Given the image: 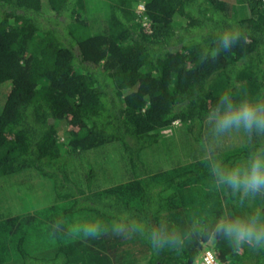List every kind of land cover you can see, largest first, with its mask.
I'll use <instances>...</instances> for the list:
<instances>
[{
  "label": "trees",
  "instance_id": "obj_1",
  "mask_svg": "<svg viewBox=\"0 0 264 264\" xmlns=\"http://www.w3.org/2000/svg\"><path fill=\"white\" fill-rule=\"evenodd\" d=\"M241 4L249 10L245 18ZM85 10L83 0H0V89L9 84L0 109V178L10 181L0 183V192L26 177L49 203H72L64 221L95 215L107 222L102 210L112 209L162 221L182 243L155 247L107 227L69 240L54 227L60 212L51 206L19 229L0 214V264H185L198 255L193 242L200 237L218 240L208 250L226 249L230 264H262L264 248L227 247L225 238L211 235L217 217L208 191L175 214L168 211L174 190L161 194L172 186L191 192L187 184L206 155L203 121L222 92L239 97L242 87L264 96V0H146L150 32L127 0L113 1L108 26L91 28ZM225 27L241 33L226 51L217 42ZM65 134L69 141L61 144ZM260 137L252 133L224 160L245 157L264 144ZM194 140L203 148L194 163L176 165L174 145ZM256 199L253 205L263 206L264 198ZM246 210L227 194V211ZM197 222L201 227L193 228Z\"/></svg>",
  "mask_w": 264,
  "mask_h": 264
},
{
  "label": "clouds",
  "instance_id": "obj_2",
  "mask_svg": "<svg viewBox=\"0 0 264 264\" xmlns=\"http://www.w3.org/2000/svg\"><path fill=\"white\" fill-rule=\"evenodd\" d=\"M241 33L233 27H225L217 34L220 49H230ZM210 136L219 140L233 131L245 134H264V96L241 95L222 92L206 115ZM205 159L210 165L215 184L227 189L237 206L247 205L238 214L223 212L210 226L213 237L222 236L236 246L248 244L264 248V206H254L256 197L264 198V144L252 148L245 157L225 161L214 158L209 150ZM110 218L107 222L99 217L88 216L72 225V231L94 235L103 228L117 232H131L144 237L155 247L182 243L181 234L164 222H149L144 218L108 209L102 210ZM197 222L193 228H200Z\"/></svg>",
  "mask_w": 264,
  "mask_h": 264
},
{
  "label": "rangeland",
  "instance_id": "obj_3",
  "mask_svg": "<svg viewBox=\"0 0 264 264\" xmlns=\"http://www.w3.org/2000/svg\"><path fill=\"white\" fill-rule=\"evenodd\" d=\"M113 1L114 0H83V6L86 10L84 12L85 15H83L82 18H84V20H87L90 27L93 25L95 26L96 25H105V26L110 25L111 21H110V11L109 10L113 4ZM127 4H128V7L132 11H134L135 16H137L138 19L141 20L142 27L145 29V31L150 32V24H149V21L145 13L146 0H127ZM237 6L239 9V16L241 18H245L246 16H249V10L247 9V6H244L242 4L237 5ZM76 33H78L77 37H82L84 35L83 27L78 26L76 29ZM8 89H9V84H6L3 88L0 89V109L3 106L4 101L6 99V94H7ZM238 94L239 96L244 95V94L256 96L248 88L244 89L242 87H239ZM61 129L63 130V126H61ZM251 135L245 134L243 131H233L231 133L226 134L224 137L220 138L219 140H215L210 136L209 128L206 123V119H204L203 129L201 131V139H202L201 142L203 143L202 145L206 147V154L209 150H211L214 158H219V159L224 160V158H227L231 154L235 153L239 148H241L242 145H245V146L248 145L249 142L247 140H248V137ZM260 136H261L260 141L264 142V134H260ZM244 138L246 142H243ZM68 141H69V135L67 134H65L60 139L61 144H66L68 143ZM179 145L180 143L179 144L176 143L174 145V147H178L174 150V153H179L181 155V158L176 160V162H178L176 165L185 163L184 166H187V165L190 166L191 164L194 163L193 156H198L197 154L201 150H203V148H200L201 144L200 142L198 143V140L192 141L191 145L189 144V146H187V144H184L186 147L191 146L190 148L191 152L189 150L184 151L183 150L184 145L180 147ZM184 154L187 156V159L185 160H183ZM200 162H201L200 164H197L198 166L197 170L198 172H200L199 176H194L193 179L189 181L190 184H187L188 190L186 191H191V192L188 193L184 191L183 193L182 190H179L177 189V187L175 188L174 186H172L168 189V191H164V193L161 194L162 198H166L169 195V192L173 190H174L173 192H175L176 194L175 200L173 201V203H171V206L168 207L169 213L172 212L173 214H175L177 213V209L184 210V208H190L191 206L190 201L194 203L195 201H198V200L200 201L202 199V195L204 194V191H208L207 194L213 198V205L212 207L209 208L213 212V215H215L216 217H219L221 215L220 212L222 210L227 211V194H229L230 191L227 189H221L215 184L214 177L210 170V165L208 161L205 159V157H203L200 160ZM172 172L173 173H171L170 175L173 174L174 176L175 171L173 170ZM107 179H109V173H105V181H107ZM168 179L170 178L159 179V181L163 183L165 182V180H168ZM8 182L10 183V181L5 179L4 177L0 178V183L7 185L9 184ZM34 183L35 182L33 181L32 182L27 181L26 177H24L18 182L13 181L12 185L9 187L10 188L9 191L0 192V194H4V196H6L2 200L3 203H2V208L0 210V214L3 215L1 218L4 219L2 221L6 222L8 220H13L15 221L14 229H19L20 224H22V226H25V225H28L30 221L41 218L40 215L44 214L45 210L47 209L50 210V207L53 206V207H56V209L60 212L59 215L57 214L58 221L56 219L52 221L53 223L55 222L54 227L59 229L61 231V234L67 237L66 239L71 240L73 236H75V232L72 231V225L77 223L78 221L77 220L64 221L63 219L64 217L62 215L68 212V209H70L72 203L71 202L66 203V202L59 201V200L58 202L49 203V200L44 198L47 196L43 194V191L41 189L34 188L33 186ZM30 185L31 187H28ZM7 192L11 193V195L9 196ZM207 194L205 193V199H204L205 201H209ZM255 200H259V199H255ZM262 204L264 206V202H262ZM179 205L181 206L179 207ZM175 206H177V208H175ZM194 206H197V205H194ZM193 211H194V207H193ZM67 215L69 214L67 213ZM164 215L166 214L164 213ZM44 223L47 227H49L48 225L52 226V224L48 221H45ZM12 228L13 227H11L10 229L9 228L5 229V232H7L6 233L7 236H10ZM8 241H10V239ZM195 241H197L195 244L196 246L195 248L197 251H199V253L197 256L192 258L193 260L190 259L187 262H185V264H202V258L204 256L205 250L207 249V251H210L208 250L210 245L214 246V244L218 242V240L213 239V238H211L207 242V239H204L201 237L197 240H194L193 243H195ZM204 241H206L207 243H205ZM223 241H225L224 243L226 244L227 247H229L228 245L229 241L226 239ZM170 247L172 249L174 245H170ZM104 250H107V249L104 248ZM212 250H213L212 253L215 255L219 264H230L227 258L226 259L224 258V253L226 249H223V255H222V252L217 253L214 249ZM146 261L147 259L144 258L143 262L146 263ZM124 262L120 264H124ZM261 263L262 264L264 263V258L262 259Z\"/></svg>",
  "mask_w": 264,
  "mask_h": 264
},
{
  "label": "built area",
  "instance_id": "obj_4",
  "mask_svg": "<svg viewBox=\"0 0 264 264\" xmlns=\"http://www.w3.org/2000/svg\"><path fill=\"white\" fill-rule=\"evenodd\" d=\"M202 264H218L215 255L208 251L204 254L203 262Z\"/></svg>",
  "mask_w": 264,
  "mask_h": 264
},
{
  "label": "crops",
  "instance_id": "obj_5",
  "mask_svg": "<svg viewBox=\"0 0 264 264\" xmlns=\"http://www.w3.org/2000/svg\"><path fill=\"white\" fill-rule=\"evenodd\" d=\"M66 221H67V219H66Z\"/></svg>",
  "mask_w": 264,
  "mask_h": 264
}]
</instances>
